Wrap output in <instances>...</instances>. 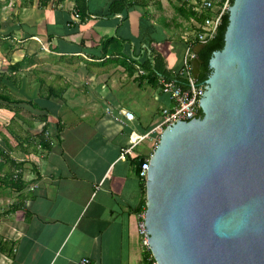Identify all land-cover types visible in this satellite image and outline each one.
I'll use <instances>...</instances> for the list:
<instances>
[{
    "label": "crops",
    "instance_id": "0c3cea01",
    "mask_svg": "<svg viewBox=\"0 0 264 264\" xmlns=\"http://www.w3.org/2000/svg\"><path fill=\"white\" fill-rule=\"evenodd\" d=\"M112 1L90 0L91 16L83 21L75 16V0H50L44 8L38 0H0V73L26 58V66L13 71L19 85L4 83L15 97L39 106L0 104V131L8 128L20 140L13 151L0 147L25 163L28 182L22 191L8 187L3 177L19 170L0 159V264H80L85 257L92 264H151L138 229L147 193L136 161L154 154L160 141L154 129L173 102L139 78L140 64L152 48L172 72L180 69L184 35L200 22L179 9L207 10L204 0H150L127 17L108 16ZM114 36L123 41L121 55L103 57L100 48L82 43ZM123 58L136 66L134 74L117 63ZM54 89L65 90L64 98L51 96ZM16 106L33 116L16 113ZM122 110L135 119H124ZM46 126L53 147H26ZM134 131L149 136L127 152ZM7 188L15 191L9 209L1 197Z\"/></svg>",
    "mask_w": 264,
    "mask_h": 264
},
{
    "label": "water",
    "instance_id": "95a60500",
    "mask_svg": "<svg viewBox=\"0 0 264 264\" xmlns=\"http://www.w3.org/2000/svg\"><path fill=\"white\" fill-rule=\"evenodd\" d=\"M228 11L203 117L166 128L151 157L147 227L160 264H264V0Z\"/></svg>",
    "mask_w": 264,
    "mask_h": 264
},
{
    "label": "trees",
    "instance_id": "16d2710c",
    "mask_svg": "<svg viewBox=\"0 0 264 264\" xmlns=\"http://www.w3.org/2000/svg\"><path fill=\"white\" fill-rule=\"evenodd\" d=\"M34 1V0H33ZM39 7L44 8L48 5L50 0H38ZM150 0H113L109 6L108 9V16L110 15H116V14H122L124 17H127L130 10L137 7L142 6L144 8H147L149 5ZM235 0H231V4L233 5ZM75 14H79L82 17V20L84 21L87 17L91 16V8H90V0H75ZM179 13L183 15L186 18H195L200 23L204 22V20L207 17H210L214 14L213 11H203V12H197L194 9H186L184 6L180 7ZM229 25V11H227L223 17H222V23L218 28L217 34L214 38L208 40L205 43V46L202 48V50L199 53V57L202 60L201 64V71L198 77L199 82H206L208 78L210 77L212 73V69L210 67V60L213 57L214 52L222 50L225 46L226 42V32ZM2 25L0 24V30ZM1 32V31H0ZM1 34V33H0ZM87 39H84L82 43L87 48H95L101 49V55L103 57L107 56H117L121 55L123 52L122 43L120 39L117 37H110V38H104L99 42H96L93 40V42L86 41ZM152 50L150 54L146 55V58L141 62L140 67H142L144 74L141 75L139 78L141 80L147 79L148 83L153 86L154 88H160L161 86V79L165 78L168 80L173 79V72L167 67V63L165 61V58L163 55L157 51H154L152 48H149ZM115 58V57H114ZM111 60V59H110ZM118 64L123 65L130 74H134L137 71L136 66L130 63V61L127 58L118 59L116 60ZM27 59L24 58L23 60L10 65V70L8 72H1L0 73V104L1 105H29L33 108H39L38 104H36L34 101H27L25 99H20L15 97V95L12 93L11 88L9 85L4 83V80H12L14 82H17L18 79L17 75H14L13 71H19L21 68H24L26 66ZM142 71V72H143ZM178 83L182 86L187 85L186 81L183 79H177ZM19 85V84H18ZM65 90H62L61 92H57L55 89L50 90V95H55L56 97L64 98ZM203 110L201 111L200 116H203ZM54 135L50 133L49 129L44 128L43 132L41 133L40 142L38 145V148L43 149H50L53 147V140ZM58 138H60V132L58 133ZM0 159L1 161H4V165L11 164L13 167L16 166L18 173H16L14 176L7 175L8 177H4V180L8 187L16 188L18 191L24 190L28 186V182L24 179L23 175V166L24 162L16 163V161L11 157V154L7 151L3 150L0 147ZM146 160V158H141L140 161H136V164L140 163V166H142V163ZM18 164V165H17ZM140 168H138V173L140 174ZM143 187L146 190L147 193V182L146 180H143ZM146 206V203L143 205ZM140 210H142L144 207ZM148 258V254H147Z\"/></svg>",
    "mask_w": 264,
    "mask_h": 264
},
{
    "label": "built area",
    "instance_id": "2783aa9c",
    "mask_svg": "<svg viewBox=\"0 0 264 264\" xmlns=\"http://www.w3.org/2000/svg\"><path fill=\"white\" fill-rule=\"evenodd\" d=\"M230 5L231 0H217V3L215 0H204L201 5L202 8L214 11V14L207 17L204 22L200 23L195 31L187 32L184 35L183 40L186 45V51L181 68L173 72V79H161V92L170 97L173 105L162 109V122L154 129V132H157L160 138L165 129L178 119L190 121L200 115L199 102L203 94L205 82H199L198 78L193 74V61L198 57L195 48L199 44H205L208 40L215 37L218 28L222 23V17L229 10ZM75 16L79 17L80 15L76 14ZM180 78L185 80L187 85H180L177 80ZM121 114L124 116V119L128 121H133L135 119V114L132 111L122 110ZM148 136V134L142 135L137 134L135 131L132 132L131 146L128 148L127 152H131L136 145ZM151 157L146 158L142 164L140 171V177L142 180L147 181ZM36 186V184L33 185L31 189H34ZM138 226L142 245L148 254V260L151 264H160L153 252L149 239L147 227V204L139 211ZM80 264L92 263L88 257H85L80 261Z\"/></svg>",
    "mask_w": 264,
    "mask_h": 264
},
{
    "label": "rangeland",
    "instance_id": "374dc122",
    "mask_svg": "<svg viewBox=\"0 0 264 264\" xmlns=\"http://www.w3.org/2000/svg\"><path fill=\"white\" fill-rule=\"evenodd\" d=\"M9 70H10V67H9ZM23 77H24V79L26 78V75L24 76L23 75ZM152 89V88H151ZM158 94H161L160 93V91H159V88H153ZM46 105L50 108V109H54L53 108V105L51 104V103H48V102H46ZM14 110H15V112L16 113H18V114H22V115H24V116H27V117H29V118H31L32 116H33V114L31 113V112H29L28 111V108L27 107H25V106H19V107H14ZM6 117V116H5ZM7 119H8V123L9 122H11V119H10V117L7 115V117H6ZM14 120H16L15 118H14ZM20 123V121L18 122V124H17V121H14L13 123H12V129H16V130H18V126L20 125L19 124ZM47 127V126H46ZM49 128V127H48ZM43 130H44V128H43ZM43 130H42V132H43ZM49 131H50V133H51V129H49ZM18 133V132H17ZM16 133H11L10 132V129L8 130V128H7V130H2V131H0V144L1 145H6V146H8V148L11 150V151H13V149H15L17 146H16V144H17V142H19L18 141V139L16 138ZM31 140V142L32 143H30V142H28V143H26V147H28L29 149H31V148H33V147H35V146H38L39 145V142H40V139H38V141H37V139H36V137H32V139H30ZM37 141V142H36ZM12 156L13 157H15L13 154H12ZM4 178V177H3ZM1 187H4V184H3V181H1L0 182V188ZM5 188V187H4ZM2 192V191H1ZM14 192L15 191H13V189H6V190H4L3 191V195H1V197H4V202H5V207H6V209H9L12 205H11V199H12V195L14 194ZM10 203V204H9Z\"/></svg>",
    "mask_w": 264,
    "mask_h": 264
},
{
    "label": "flooded vegetation",
    "instance_id": "af4514ba",
    "mask_svg": "<svg viewBox=\"0 0 264 264\" xmlns=\"http://www.w3.org/2000/svg\"><path fill=\"white\" fill-rule=\"evenodd\" d=\"M203 116H199L198 118H202Z\"/></svg>",
    "mask_w": 264,
    "mask_h": 264
}]
</instances>
